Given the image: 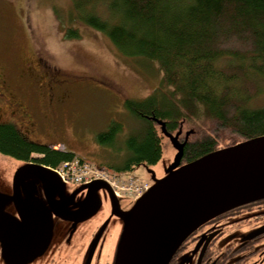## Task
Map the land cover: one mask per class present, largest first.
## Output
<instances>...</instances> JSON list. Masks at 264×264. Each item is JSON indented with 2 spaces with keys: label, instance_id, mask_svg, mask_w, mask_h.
<instances>
[{
  "label": "trees",
  "instance_id": "obj_1",
  "mask_svg": "<svg viewBox=\"0 0 264 264\" xmlns=\"http://www.w3.org/2000/svg\"><path fill=\"white\" fill-rule=\"evenodd\" d=\"M71 1L66 37L80 38L82 23L123 55L156 62L162 71L151 94L125 101L141 125L128 136L117 173L161 159V127L170 133L193 127L179 137L181 165L264 136V105H251L264 94V0ZM121 130L113 122L97 140L112 145ZM0 152L54 168L76 154L30 140L13 123H0Z\"/></svg>",
  "mask_w": 264,
  "mask_h": 264
},
{
  "label": "rangeland",
  "instance_id": "obj_2",
  "mask_svg": "<svg viewBox=\"0 0 264 264\" xmlns=\"http://www.w3.org/2000/svg\"><path fill=\"white\" fill-rule=\"evenodd\" d=\"M71 8V0H0V92L4 94H0V123L15 124L35 142L75 152V157L107 169L123 186H127L124 180L134 179L137 185L147 186L150 191L173 172L184 173L186 164L177 166V159L180 135L193 129L187 123L173 133L159 128L163 155L156 164H141L133 170L116 172L114 166L127 159L128 136L141 125L126 109L125 101L143 99L151 94L161 83L162 71L156 62L123 55L104 33L82 23L78 24L80 38L66 37L65 28L70 26L67 14ZM251 105H264V94L255 98ZM113 122L122 124V130L112 145L100 143L98 135ZM26 163L0 152V209L16 224L14 177ZM39 187L38 178L27 174L21 181V195L26 191L37 193ZM135 187H129L133 189L131 192L121 189L123 197L119 201L123 207H135L148 193L138 194ZM87 189L88 185L75 182L58 184L59 196L69 199L62 205L63 210L70 214L80 212L71 208L74 205L71 203L76 204L82 197L86 199ZM99 190L108 203V191ZM109 215L108 211L96 224H103ZM93 220L90 225L77 223L81 225L79 232H85L81 239L79 237L80 244H86L89 239L95 227L94 223L91 225ZM58 224L65 232L70 223L56 219L53 225L57 227ZM240 225L229 232L226 240L221 239V244H238L237 238L250 231L247 225ZM115 234L116 231L114 237ZM74 249L62 246L50 256L72 255L63 264H75L74 253L79 249ZM3 252L4 244L0 239V264H10ZM50 256L44 259L35 256L31 261L16 258L14 263L48 264Z\"/></svg>",
  "mask_w": 264,
  "mask_h": 264
},
{
  "label": "water",
  "instance_id": "obj_3",
  "mask_svg": "<svg viewBox=\"0 0 264 264\" xmlns=\"http://www.w3.org/2000/svg\"><path fill=\"white\" fill-rule=\"evenodd\" d=\"M178 146L177 166L183 155V145ZM183 170L160 181L132 211L123 213L126 225L116 264H169L179 246L201 224L236 206L264 198V136L209 153L186 164ZM27 174L41 180L52 208L55 189L63 184L55 172L36 162H27L16 172L13 199L25 224L14 223L0 209V239L10 264H20L14 263L16 258L29 260L39 254L52 233V213L40 216L43 202L27 192L21 195V181ZM88 187L96 201L88 214L73 216L53 209L55 214L68 221L88 219L101 206L97 194L100 188L115 200L104 181ZM32 225L33 245L26 239L29 230L25 233Z\"/></svg>",
  "mask_w": 264,
  "mask_h": 264
},
{
  "label": "flooded vegetation",
  "instance_id": "obj_4",
  "mask_svg": "<svg viewBox=\"0 0 264 264\" xmlns=\"http://www.w3.org/2000/svg\"><path fill=\"white\" fill-rule=\"evenodd\" d=\"M0 94L4 95L1 92ZM16 105H20V103L16 102ZM38 180L40 187L37 193L26 191L28 194L39 198L43 202V209H41L38 214L43 217H48L51 212L53 223H55L56 219H61L70 224L68 226L65 224L68 229L66 228L65 232H62L60 229H64L63 226L58 224L56 227L52 223L50 240L45 248L36 256L40 258L43 257L44 259L54 253L55 250H59L60 247L64 246L73 247L75 251L79 249L74 253L75 257L73 262L75 264H116L121 238L126 225V219L123 217V213L132 211L134 207L127 205L123 207V204L119 201V198L123 196H117L114 192H112V194L115 200L112 199L109 194V202L105 203L99 194L100 190L96 189L97 194L101 198L99 210L82 222L68 221L56 215L53 209L67 213L63 210L62 205L68 203L69 199L62 195L59 196V192L56 188V203L52 208L48 195L43 187V183L39 178ZM31 181L32 180L29 181V184L32 185ZM86 194V199L82 197L76 204L72 201L71 205H74L71 206V208L74 207L80 212L75 214L71 213V215L82 216L88 214L93 206H95L96 201L89 192V187ZM101 211H103L99 217L101 219L104 218L108 211L110 215L103 224L97 225L96 221L99 218L93 219L96 218ZM16 218L18 224H25L17 208ZM92 220L94 222H92L91 225L94 223L95 227L89 234V239H87L86 244H80L79 237L81 239L85 232H79L81 231L79 230L81 229L79 228L81 225L77 223L89 224ZM240 224L243 226L247 225L250 231L246 230L248 233L244 237L237 238L239 241L238 244L235 246H224V242L221 244L220 240H226L227 236L230 235L229 232ZM24 229L21 228V230ZM25 230V233L29 230L30 234L26 239H29V243L33 245L35 243L34 236L32 235L33 225L28 226ZM115 231L116 234L114 237ZM63 236H65V238H63ZM57 237H60V240H57ZM57 256L58 257H54V255H52V257L50 256L51 261H49L48 264H54V261L57 260V264H63L66 259L70 260L72 255H66L65 257L62 255ZM32 258H30L29 261H31ZM30 264H32V262ZM169 264H264V202L239 205L201 224L179 246Z\"/></svg>",
  "mask_w": 264,
  "mask_h": 264
},
{
  "label": "built area",
  "instance_id": "obj_5",
  "mask_svg": "<svg viewBox=\"0 0 264 264\" xmlns=\"http://www.w3.org/2000/svg\"><path fill=\"white\" fill-rule=\"evenodd\" d=\"M53 171L64 183L91 184L95 181H104L117 196H120L121 189L133 191L129 187L134 185L136 186L135 189L138 190V194L149 191V187L137 185L134 179L124 180L123 183L127 186H123L119 183L120 179L116 180V176L112 175L107 169L94 166L78 157L62 162L58 167L53 168Z\"/></svg>",
  "mask_w": 264,
  "mask_h": 264
}]
</instances>
